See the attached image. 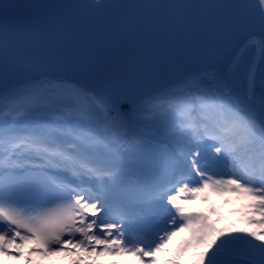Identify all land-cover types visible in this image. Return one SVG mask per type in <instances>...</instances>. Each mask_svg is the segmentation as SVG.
Segmentation results:
<instances>
[{
  "label": "snow or ice",
  "instance_id": "snow-or-ice-1",
  "mask_svg": "<svg viewBox=\"0 0 264 264\" xmlns=\"http://www.w3.org/2000/svg\"><path fill=\"white\" fill-rule=\"evenodd\" d=\"M102 257L264 264V0L4 5L0 264Z\"/></svg>",
  "mask_w": 264,
  "mask_h": 264
},
{
  "label": "bare ground",
  "instance_id": "bare-ground-1",
  "mask_svg": "<svg viewBox=\"0 0 264 264\" xmlns=\"http://www.w3.org/2000/svg\"><path fill=\"white\" fill-rule=\"evenodd\" d=\"M127 257V256H125ZM103 262H100V264H112V261L114 259H117L115 257H103ZM128 260L130 259L129 257H127ZM8 264H23V261H19V262H15V261H9ZM47 264V262H46ZM53 264H67L66 261H63V260H56L53 262ZM132 264H135V261H132Z\"/></svg>",
  "mask_w": 264,
  "mask_h": 264
},
{
  "label": "rangeland",
  "instance_id": "rangeland-1",
  "mask_svg": "<svg viewBox=\"0 0 264 264\" xmlns=\"http://www.w3.org/2000/svg\"><path fill=\"white\" fill-rule=\"evenodd\" d=\"M103 259H104V258L102 257V258L100 259V262H103ZM123 259H124L125 262L128 261V258H127V257H124ZM15 262H19V261H15Z\"/></svg>",
  "mask_w": 264,
  "mask_h": 264
}]
</instances>
